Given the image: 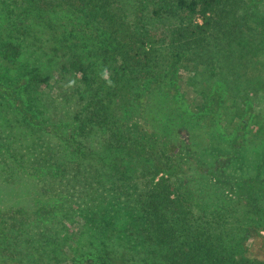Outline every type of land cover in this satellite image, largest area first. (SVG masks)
I'll return each mask as SVG.
<instances>
[{"label":"trees","instance_id":"trees-1","mask_svg":"<svg viewBox=\"0 0 264 264\" xmlns=\"http://www.w3.org/2000/svg\"><path fill=\"white\" fill-rule=\"evenodd\" d=\"M100 1L108 9L103 17L85 16L80 9L85 0H43L37 6L51 15L42 23L43 34L56 23L51 28L56 51L40 57L46 61L41 66L21 59L23 49L38 52L50 46L44 38L34 37L32 24H39L40 17L34 19L30 10L19 18L17 10L24 7V0H0L5 20L0 30V166L9 170L4 174L8 186L13 182L20 186L28 179L23 183H33L36 196L46 203L36 208L44 220L42 235H30L34 245L46 264H63L75 251L87 253L84 264H141V258L146 264H237L234 257L245 256L249 247L243 255L219 250L223 238L216 232L209 235L210 224L195 234L186 219L182 229L171 224L168 215L173 214L169 207L181 143L168 136V123L159 129L146 124L149 105L150 111L161 112L183 92L179 78L176 93L168 76L186 68L196 73L204 64L201 59L211 57L208 37L220 1ZM120 9H124L121 14ZM156 20L176 26L159 50V39L149 28ZM49 64L56 70L51 71ZM120 65L125 72L118 71ZM139 71L141 76L136 74ZM106 72L110 78L126 77L140 85L119 120L110 116L106 102L103 86L109 84L102 78ZM6 77L13 79L3 82ZM50 80L54 86L66 85L61 95L46 92ZM141 84L146 87L142 96ZM185 85L193 97L191 86ZM2 104H10L12 113H5ZM216 115L213 106L209 116L191 117L201 122ZM248 184L264 191V183ZM201 204L195 200V205ZM9 210L27 213L23 207ZM0 264L24 263L10 256L0 259Z\"/></svg>","mask_w":264,"mask_h":264},{"label":"rangeland","instance_id":"rangeland-1","mask_svg":"<svg viewBox=\"0 0 264 264\" xmlns=\"http://www.w3.org/2000/svg\"><path fill=\"white\" fill-rule=\"evenodd\" d=\"M42 1L24 0V7L17 12L19 18L31 11L34 19L40 17L39 24H32L35 26L33 34L47 41L50 46L43 50L50 54L27 48L23 49L21 59L26 64L35 61L44 66L43 62L46 61L40 57L54 55L56 51V47L52 46L54 38L51 29L56 23L54 20L51 28H45L42 33V23L51 16L37 8ZM219 1L208 37L211 57L201 59L204 64L196 73H193L194 68L188 71L183 64L186 71L182 69L168 76L174 80L176 93V79L179 78L183 92L176 94L161 112L150 111L149 105L146 124L159 129L163 128V123H168L171 127L168 136L181 143L176 158L178 172L172 183L173 202L169 207L173 214L169 212L168 215L171 224L179 230L186 219L191 223L192 234L201 232L205 223L210 224L209 235L216 232L223 238L219 250H232L235 254L243 255L245 248L249 247L245 253L247 258L234 257L237 264H264V191L251 188L248 184L251 180L264 183V0ZM32 5L34 8H30ZM39 7L42 9V6ZM80 9L87 17H103L108 11L100 0H85V5ZM123 10H118V13L121 14ZM2 22L5 20L0 15V30L3 29ZM149 28L159 39L158 50L160 45L169 42L176 30L174 24L159 20L153 21ZM86 60L91 62L93 58ZM190 64L197 66L194 62ZM49 65H52L51 71L56 70V65ZM118 71L125 72V66L120 65ZM106 73L109 78H102L112 82L111 85L103 86L106 102L110 116L112 114L113 119L119 120L121 113L128 112L127 102H134L140 85L130 82L126 77L110 78V74ZM136 74L141 76V71ZM12 79L6 77L3 82ZM155 80L153 77L151 84ZM185 83L191 86L193 97H190V90ZM53 84L50 80L46 92L52 97L61 95L60 90L65 89L66 85ZM145 89L141 84V96ZM175 100L179 104L175 105ZM213 106L217 108L216 119L208 120L210 117H206L201 122L195 120L204 115L209 116ZM1 107L5 113L8 110L11 112L10 104H2ZM195 107L198 108L194 111ZM164 110H168L165 116ZM188 113L196 117H188ZM183 128L186 131H182ZM185 135L186 140H182ZM141 157L144 158L142 153ZM153 158L158 162V155ZM2 167L0 220L6 237L4 243L0 242V259L13 256L24 264H46L30 237L32 234L38 237L43 233L41 228L44 219L40 213H36V208L40 203H46L36 196L33 183H23L28 179L22 182L21 188L15 182L8 186L4 174L9 170ZM206 169L212 172H205ZM11 173L16 178V171ZM195 200H201L202 204L195 205ZM19 207H23L27 213L9 212V209ZM64 235L61 230L60 238ZM209 240V244H212L211 238ZM248 251L254 257L248 256ZM86 256L85 251H75V255L63 264H84ZM141 264H146L142 258Z\"/></svg>","mask_w":264,"mask_h":264},{"label":"clouds","instance_id":"clouds-1","mask_svg":"<svg viewBox=\"0 0 264 264\" xmlns=\"http://www.w3.org/2000/svg\"><path fill=\"white\" fill-rule=\"evenodd\" d=\"M105 79H106V78H105ZM107 83H108L109 85H111L112 82H111L110 80H108Z\"/></svg>","mask_w":264,"mask_h":264}]
</instances>
